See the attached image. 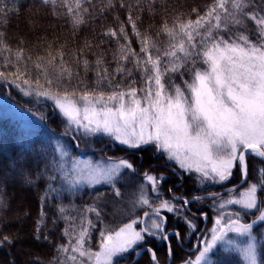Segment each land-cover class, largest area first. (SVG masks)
Returning <instances> with one entry per match:
<instances>
[{"label": "snow or ice", "instance_id": "1", "mask_svg": "<svg viewBox=\"0 0 264 264\" xmlns=\"http://www.w3.org/2000/svg\"><path fill=\"white\" fill-rule=\"evenodd\" d=\"M41 10L73 39L9 36L11 16L35 31ZM90 21L91 39L70 46ZM0 88L44 102L50 113L21 111L62 128L0 151V250L50 247L48 264H176L177 250L179 264H264V0H0ZM82 146L102 155L81 159Z\"/></svg>", "mask_w": 264, "mask_h": 264}, {"label": "trees", "instance_id": "2", "mask_svg": "<svg viewBox=\"0 0 264 264\" xmlns=\"http://www.w3.org/2000/svg\"><path fill=\"white\" fill-rule=\"evenodd\" d=\"M29 3H32L33 0H28ZM98 6L102 3V0H96ZM129 2H135V0H129ZM191 3H198V4H203L207 2V0H190ZM40 19L42 21L41 25H38L35 31H31L29 28L28 23L25 21L24 16L21 15L20 17L16 16H11L9 19V26H8V34L9 36H14L17 33L21 35H26L29 40V47H32L34 44L40 42L43 40L44 37H47L48 40H53L59 37L61 40L68 38L69 41H71L73 38L70 36L69 32V26L63 22V21H55L51 16H45L43 13V10H41V16ZM111 18L109 17L110 22ZM96 23L99 24V21H90L89 26H86L81 30L79 35L75 38L77 40L76 44H71L70 46L72 47H78L80 44L83 43V40L85 37H88L91 39L92 37V28L91 24ZM153 23V21L149 20L147 17V14L145 13L144 15V20L142 23L139 24L140 29L146 30L149 28V24ZM156 25L159 24V18L157 17L156 21L154 22ZM95 31L98 33L100 31V28L97 27ZM129 34L131 35L130 32V26H129ZM133 41H135V38L133 37ZM104 49H113L115 50V44H105ZM133 47H135L137 50L139 48V45L136 44L135 42L133 43ZM107 59L109 62H111L112 58V52L106 51L105 53ZM90 60L94 59V57H89ZM110 66H112L110 64ZM129 67H131L129 65ZM90 80L93 77V73L88 74ZM137 79H139L137 75ZM176 83H181L179 79L176 80ZM9 92L10 93V99L14 101L15 103L17 102L18 105H20L23 109H29L32 108L33 111L37 112H48L50 113V108L46 106V104H40V103H35L34 101H28L27 98H23L15 89H4L0 88V95H4V93ZM35 108V109H33ZM24 122L17 120V119H12V118H1L0 117V151L7 152L8 154H12L15 151H18L21 144L23 142H26L28 140L34 139L37 135L43 134V138L47 139L48 135H53V138L59 137L60 133L62 132V128L58 126L57 122L54 120H51L48 122V127L45 128L43 125L40 124V122L37 120L36 124H33L34 126L39 125L37 129H33L29 125H23ZM37 127V126H36ZM22 136L23 141L18 140V137ZM81 151L88 152L90 150H83V146L80 149ZM93 153H90L92 155ZM98 155H102L101 153H96ZM95 155V154H93ZM109 155H124L123 152H110ZM153 163L156 165L157 170L162 166V162L160 161H153ZM5 191L8 194V198L10 200L14 199V189L12 188H7ZM19 193H15V199H18ZM67 202V201H66ZM84 203H90V199L88 196H85L83 198ZM17 205L15 202L11 204L10 210L6 211V215L9 217V219H12L14 216V213L16 211ZM32 209L33 212L38 209V202L37 198L33 197L32 198ZM118 207H113V213L115 214L117 212ZM208 214L211 217V211L210 209L208 210ZM63 225L61 224V227ZM200 228L202 229L203 227V221L201 220L200 222ZM27 227L31 229L33 227V223L30 222ZM211 227V219L209 220V224L207 228ZM5 230H9L7 227ZM54 241L56 243L60 242L59 237H54ZM195 240L192 241V243ZM19 248V246H17ZM12 252V254L16 257L18 264H25V262L29 260H35V259H40L44 261V264H48L49 261L53 260L55 253L52 248H44V247H36L32 246L31 250L27 248H20L19 250L17 249H12L9 250L7 248L0 250V262H2L7 254L9 252ZM181 253L179 250L176 252V264H179ZM148 257H143L140 259L139 264H147Z\"/></svg>", "mask_w": 264, "mask_h": 264}, {"label": "rangeland", "instance_id": "3", "mask_svg": "<svg viewBox=\"0 0 264 264\" xmlns=\"http://www.w3.org/2000/svg\"><path fill=\"white\" fill-rule=\"evenodd\" d=\"M10 93L6 92L4 93V95H0V117L1 118H12V119H17L20 120L23 123V125H29L30 127H32L33 129H37L38 127L34 126L32 123V121L35 120L34 117H32L30 112L27 111H21L22 107L20 105L17 104V102L15 103L14 101H12L10 98ZM40 104H45L44 102H41ZM37 123V121H35V124ZM77 152H79V149L76 150ZM81 151V150H80ZM84 152V151H83ZM87 153H81L80 158L81 159H93V160H97L99 159L98 154L95 155H86ZM109 155V153H108ZM113 207H118L117 212L115 213L116 215H119L122 211H123V206L120 204H117L115 206L110 205L106 211L108 213H113ZM197 235H199V233H197ZM196 241L193 242V245H195Z\"/></svg>", "mask_w": 264, "mask_h": 264}, {"label": "water", "instance_id": "4", "mask_svg": "<svg viewBox=\"0 0 264 264\" xmlns=\"http://www.w3.org/2000/svg\"><path fill=\"white\" fill-rule=\"evenodd\" d=\"M206 227H207V225H205V226H204L203 230H205V229H206ZM203 230H202V231H203Z\"/></svg>", "mask_w": 264, "mask_h": 264}, {"label": "flooded vegetation", "instance_id": "5", "mask_svg": "<svg viewBox=\"0 0 264 264\" xmlns=\"http://www.w3.org/2000/svg\"><path fill=\"white\" fill-rule=\"evenodd\" d=\"M208 224H209V221H208Z\"/></svg>", "mask_w": 264, "mask_h": 264}]
</instances>
